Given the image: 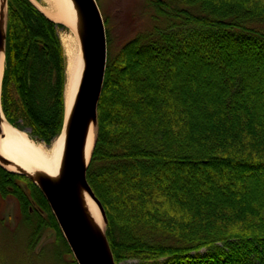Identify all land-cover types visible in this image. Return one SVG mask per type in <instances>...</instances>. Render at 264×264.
<instances>
[{
	"label": "trees",
	"instance_id": "obj_1",
	"mask_svg": "<svg viewBox=\"0 0 264 264\" xmlns=\"http://www.w3.org/2000/svg\"><path fill=\"white\" fill-rule=\"evenodd\" d=\"M150 4L155 22L107 55L86 171L113 260L264 264V0ZM62 28L7 0L1 109L46 145L63 124ZM7 195L29 248L51 229L72 255L38 186L0 166Z\"/></svg>",
	"mask_w": 264,
	"mask_h": 264
},
{
	"label": "water",
	"instance_id": "obj_2",
	"mask_svg": "<svg viewBox=\"0 0 264 264\" xmlns=\"http://www.w3.org/2000/svg\"><path fill=\"white\" fill-rule=\"evenodd\" d=\"M72 1L80 19V43L84 67L73 102L68 108L64 104L63 124L58 135L65 136L61 169L57 178L40 176L37 182L27 174L10 172L30 178L41 190L77 264H115L105 230L100 234L92 226L81 198V192L85 190L96 203L106 225L104 209L86 179L92 150L87 163L84 162L83 153L87 129L91 121L95 122L93 146L96 138L97 106L107 62L105 27L96 0ZM6 14L7 0H2L0 50H4V55ZM0 166L3 167L1 164Z\"/></svg>",
	"mask_w": 264,
	"mask_h": 264
},
{
	"label": "bare ground",
	"instance_id": "obj_3",
	"mask_svg": "<svg viewBox=\"0 0 264 264\" xmlns=\"http://www.w3.org/2000/svg\"><path fill=\"white\" fill-rule=\"evenodd\" d=\"M45 2L49 11L42 12L52 21L61 23L69 29L68 34H65L63 38L67 57L64 104L68 108L74 100L84 67L80 43V19L72 0H45ZM0 4H2V0H0ZM4 25L5 18L3 29ZM4 68L5 55L4 50L1 49L0 94ZM94 136L95 122L91 121L87 129L83 150L85 163L89 159ZM64 146V134L57 136L51 145L46 146L44 143L32 139L27 131L13 127L5 119L0 104V164L7 170L27 174L36 182L40 176L55 179L61 169ZM81 198L92 226L100 234H103V219L96 203L85 190H82Z\"/></svg>",
	"mask_w": 264,
	"mask_h": 264
},
{
	"label": "rangeland",
	"instance_id": "obj_4",
	"mask_svg": "<svg viewBox=\"0 0 264 264\" xmlns=\"http://www.w3.org/2000/svg\"><path fill=\"white\" fill-rule=\"evenodd\" d=\"M30 1L44 13L46 10L49 11L45 0ZM151 1L96 0L104 22L107 55L117 52L138 31L150 27L155 22L150 18L153 12ZM61 25L63 28L58 31L65 57L66 77L67 57L63 38L65 34H68L69 29L63 24ZM108 37L110 39L109 44ZM23 130L30 135L29 129ZM33 212L31 207L30 213ZM23 218L24 216L13 196L0 197V264H72V255L65 251L64 245L56 243L55 233L51 229L43 231L33 247L29 248L28 241L31 230L25 225ZM103 224L105 230L104 221ZM132 262L135 261H128L123 264H131Z\"/></svg>",
	"mask_w": 264,
	"mask_h": 264
}]
</instances>
